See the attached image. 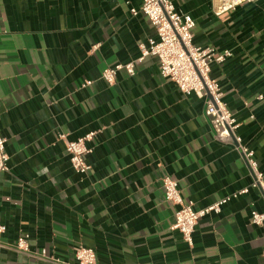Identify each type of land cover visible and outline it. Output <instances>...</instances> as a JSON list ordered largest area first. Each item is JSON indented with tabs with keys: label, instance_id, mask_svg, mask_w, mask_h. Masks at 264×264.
Segmentation results:
<instances>
[{
	"label": "crops",
	"instance_id": "0c3cea01",
	"mask_svg": "<svg viewBox=\"0 0 264 264\" xmlns=\"http://www.w3.org/2000/svg\"><path fill=\"white\" fill-rule=\"evenodd\" d=\"M195 22L193 44L228 50L212 65L223 103L239 123L240 145L264 177V0L216 16L218 0H171ZM142 0H0V264H75L79 247L95 264H264V195L233 141L215 136L204 99L181 93L146 57L135 73L101 80L134 63L156 39ZM87 84L82 87L83 84ZM95 133L76 173L65 143ZM63 135L65 138L61 139ZM163 177L201 211L192 245L171 229ZM27 236V252L16 249ZM41 250L61 263L40 257Z\"/></svg>",
	"mask_w": 264,
	"mask_h": 264
},
{
	"label": "built area",
	"instance_id": "2783aa9c",
	"mask_svg": "<svg viewBox=\"0 0 264 264\" xmlns=\"http://www.w3.org/2000/svg\"><path fill=\"white\" fill-rule=\"evenodd\" d=\"M259 0H218L219 4L214 13L216 16L234 11L244 4L255 3ZM133 16L142 14L156 31V39H150L147 45H141V57L126 65H115L105 69L101 80L108 85L115 83L119 72L124 71L128 76L135 73V64L141 63L146 57H153L158 62L161 78L170 81L183 94H194L204 99V116L208 119L211 129L216 137L224 141H233L253 174L250 188L239 191L233 198L247 194L249 189L259 190L264 195V177L258 170L257 161L253 151L240 145V138L236 136L239 123L227 109L222 100V93L216 80L210 77L212 65H222L232 57L228 50L217 51L212 47H199L193 44L194 20L178 12L171 0H142L139 9H131ZM89 83H85V87ZM1 122V113H0ZM95 133L89 134L76 141L65 143V152L71 168L78 174L87 173L91 167L86 163V156L91 150L86 143L91 141ZM61 139L65 137L60 136ZM6 140L0 131V173L7 171V154L5 152ZM161 187L165 202L175 207L174 222L171 229L177 231L182 240L189 246L192 245V234L198 220L209 214L219 213L221 207L229 199H222L209 207L196 211L191 201H184L181 197L178 184L168 177L161 179ZM250 223L257 226L264 225V213L252 211ZM5 228L0 225V235ZM27 236L17 239L16 249L27 252ZM264 255V253H263ZM40 257H46L53 263H61L53 255H48L46 250H41ZM75 264H95L96 256L92 249L79 247L74 255Z\"/></svg>",
	"mask_w": 264,
	"mask_h": 264
}]
</instances>
